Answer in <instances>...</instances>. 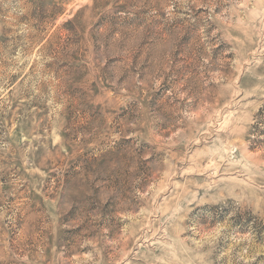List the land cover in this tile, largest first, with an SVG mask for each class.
I'll use <instances>...</instances> for the list:
<instances>
[{
  "label": "rangeland",
  "instance_id": "rangeland-1",
  "mask_svg": "<svg viewBox=\"0 0 264 264\" xmlns=\"http://www.w3.org/2000/svg\"><path fill=\"white\" fill-rule=\"evenodd\" d=\"M263 104L264 0H0V264H264Z\"/></svg>",
  "mask_w": 264,
  "mask_h": 264
},
{
  "label": "trees",
  "instance_id": "trees-1",
  "mask_svg": "<svg viewBox=\"0 0 264 264\" xmlns=\"http://www.w3.org/2000/svg\"><path fill=\"white\" fill-rule=\"evenodd\" d=\"M253 135L255 136V142H257V144H259L260 146H263L264 145V104L260 107V109L258 110L255 116V122L253 124ZM202 209H207L206 214L209 215L210 218H212L213 224L214 222L216 223L222 221L227 214L224 212L228 211V208L219 210L218 208L215 207H205ZM234 219L237 221V217H234ZM239 219H241L242 222L239 221L240 223H236V221L234 220V224L240 225L241 227L240 229L242 231H246L248 228H251L250 222L252 220V216H249L247 221L243 220V217ZM260 225H262L260 230H254L255 233H257L258 235L264 232V224H260Z\"/></svg>",
  "mask_w": 264,
  "mask_h": 264
}]
</instances>
